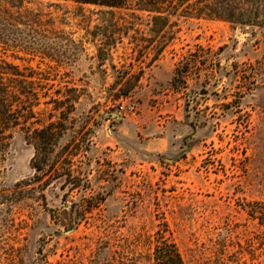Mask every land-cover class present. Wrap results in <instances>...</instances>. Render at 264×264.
Segmentation results:
<instances>
[{"label": "rangeland", "instance_id": "374dc122", "mask_svg": "<svg viewBox=\"0 0 264 264\" xmlns=\"http://www.w3.org/2000/svg\"><path fill=\"white\" fill-rule=\"evenodd\" d=\"M196 1L171 0L169 26L133 4L23 0L48 55L0 57L38 78L31 126L56 120L43 92L70 100L41 171L11 131L0 264H153L160 237L184 264H264L246 212L264 203V28L197 18Z\"/></svg>", "mask_w": 264, "mask_h": 264}, {"label": "trees", "instance_id": "16d2710c", "mask_svg": "<svg viewBox=\"0 0 264 264\" xmlns=\"http://www.w3.org/2000/svg\"><path fill=\"white\" fill-rule=\"evenodd\" d=\"M71 1L109 8H121L133 4L132 6L137 11L151 15V21L154 24L162 21L163 25L169 23V26L173 23L169 22V15L176 13V7L172 5L171 0ZM22 2L23 0H0V47L4 51H23L30 56L37 54L46 56L51 44L47 36H39L36 33L41 21L36 14L20 12ZM196 2L197 8L194 10V16L197 18L217 19L231 25L264 28V0H197ZM157 33L158 31H154V34ZM159 39L165 41V36L161 35ZM163 48L164 44L156 48L150 59L151 62L157 59ZM177 69V67L174 69L173 82L178 74ZM34 75L32 70L23 74L17 66L0 57V159H3L7 152L11 131L17 127H23L26 130L25 139L34 148L30 166L38 172L42 168L37 164V159H46L60 137L64 125L62 119L66 117V109L63 107L67 105L70 98L60 93V90L56 92L58 94L54 98L48 96L46 91L43 92L42 97H48L44 103H51L52 109L58 113L55 115L56 120L41 127L31 126L35 123L33 108L39 104L40 96L35 90L37 86L35 79L38 78ZM129 89L124 90L123 96L128 93ZM70 107H72L71 104ZM246 212L264 229V203H251ZM75 223V220H72V224ZM152 261L153 264H184L176 246L163 237L155 242Z\"/></svg>", "mask_w": 264, "mask_h": 264}, {"label": "built area", "instance_id": "2783aa9c", "mask_svg": "<svg viewBox=\"0 0 264 264\" xmlns=\"http://www.w3.org/2000/svg\"><path fill=\"white\" fill-rule=\"evenodd\" d=\"M120 109H122V107H120Z\"/></svg>", "mask_w": 264, "mask_h": 264}]
</instances>
